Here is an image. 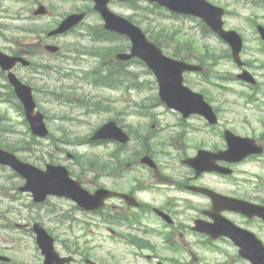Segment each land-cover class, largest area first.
I'll return each instance as SVG.
<instances>
[{
  "label": "flooded vegetation",
  "instance_id": "obj_1",
  "mask_svg": "<svg viewBox=\"0 0 264 264\" xmlns=\"http://www.w3.org/2000/svg\"><path fill=\"white\" fill-rule=\"evenodd\" d=\"M79 1L20 0L21 11L28 12L27 20H41L44 17L51 26H57L70 13L82 12L83 6L78 5ZM1 2L0 10L3 8ZM235 2L240 6L232 13L225 3L223 26L226 30L236 31L241 37L239 65L231 59V49L225 41H222L221 56L224 61L232 62L236 69L235 76L245 70L250 75L247 77L254 80L253 83L238 82L243 88L234 103L240 111L228 112L222 106L224 100H220L219 105L215 99H209L216 115L215 123L209 124L200 118L201 125L189 130L190 134L197 135L192 145L188 146L192 149L190 154L182 153L187 147L185 143H171L170 138L169 142L176 153L169 154L168 160L178 162H160L156 169L131 162L132 148L128 145L131 142L122 146L115 142L96 141L95 146L110 150L108 158L111 164L106 176H100L97 165L93 172V191L105 187L114 193L127 194L135 202L130 203L124 196L117 194L109 197L101 209L93 211L96 242L88 252L83 251L84 247L69 251L68 254L75 256L69 264H264V217L239 211L235 209L236 205L213 208L212 197L194 189H208L235 201L264 207V178H259V174H253V178L244 177L239 169L244 163L258 164L259 169L264 168V47L258 31L260 25L264 27V14L237 18V15L243 14L239 12L243 10L242 4L251 1ZM42 5L45 7L44 12L36 14ZM15 17L26 18L24 14ZM43 31L40 29L33 36ZM82 32V26L75 27L62 36L48 37V40L57 41V38L74 35L78 38L82 37ZM43 33L46 34L45 31ZM2 40L3 35L0 33V50L5 49ZM43 40V37H38V46ZM252 42L255 47L250 46ZM8 53L25 56L27 52L18 51L16 54L9 50ZM19 65L17 63L14 68ZM3 74L0 70V76L3 77ZM120 113L124 123H121L120 114L118 118L121 124L118 123L132 140L135 134L125 121L130 117V112L124 110ZM111 114L116 116L114 111ZM182 124L179 121V127L175 126L176 136ZM229 133L253 140L239 139L236 143L240 149L250 145L261 147L263 152L251 154L240 162H230L227 156L225 159L215 158L213 163L230 174L208 170L196 173L194 168L183 163L185 158L193 157L198 152L207 151L206 155H210L226 150ZM132 173L137 174V177H132ZM102 176L108 177L107 183ZM212 214H215L214 218ZM216 220L228 221L225 222L228 227L223 225L224 222L218 227L224 233L211 235L202 229L211 226ZM14 229L12 225H0V256L6 258L0 259V264H19V257L16 256L19 247L15 246L16 237L12 233ZM3 230L8 233L4 235ZM105 241L109 244L108 248L103 245ZM62 247L64 249L65 244ZM240 250L247 251L246 257L238 256Z\"/></svg>",
  "mask_w": 264,
  "mask_h": 264
},
{
  "label": "rangeland",
  "instance_id": "obj_2",
  "mask_svg": "<svg viewBox=\"0 0 264 264\" xmlns=\"http://www.w3.org/2000/svg\"><path fill=\"white\" fill-rule=\"evenodd\" d=\"M215 4H222L224 0H210ZM140 8L134 9V11L127 5L113 4L112 8L115 12L123 15L130 16L134 15L136 24L141 27L142 30H146L149 36L156 37L161 41L162 50L166 54H173V52H182L186 51V55L195 53L197 49L199 57L204 55L207 52V49L210 48L213 52L218 54L221 53L220 46L214 38H210L209 35L203 34V29L201 28V23L196 19H191L189 17H173L167 10L153 4H148L146 1L140 0L137 1ZM82 5L85 7H91V3L88 0H83ZM3 12L0 13V23L3 25L2 33L4 36L14 39L15 42L19 43L20 46H24L26 49H34V43L29 39V36L22 37L23 35H29L24 30L28 29V26L32 25L31 20H19L11 18L10 16L14 15L18 10L19 4L15 3L12 0H3ZM227 9L235 12L233 7H227ZM257 14H264L263 10H256ZM245 15V14H244ZM99 16L96 13L90 12L87 16L86 21L84 22V29L87 25H97L100 20ZM45 21V18L42 19ZM182 36V37H181ZM185 41L186 39L191 43L190 45L177 42ZM2 42L7 45L14 47V43H9L6 40ZM82 46L92 44V41L84 38L80 41ZM207 44L208 47H205ZM16 45V44H15ZM184 48H186L184 50ZM184 50V51H183ZM186 55H183L185 57ZM37 55H35V58ZM33 58V59H35ZM36 60V59H35ZM44 62H49L51 65H60L66 67L67 69H72L76 71H82L83 69L92 68L96 63L95 58L90 57L89 55L80 56L77 62H72L71 60L61 61L57 58L46 59ZM223 64L220 66L222 70L229 69L228 63L221 61ZM132 70L136 73L139 80H146L149 82L150 90H128L125 88L122 89H102L90 84H86L84 81H81V76L77 72L76 76L79 79H73L66 81L64 77L61 76L64 69L60 70L59 73L52 71L51 73H44L37 75L31 73L30 70L18 69L17 73L23 79L27 80L33 86H36L38 89L37 92L34 91L35 98L38 102V107L43 110L47 115V125L51 130L50 136L46 138H37L33 137L31 139V134L28 132V125L24 122V116L21 112L17 111L18 107H13L6 103H0V114H5L7 121L5 126L0 128V145L9 146H18L20 150L14 151V153L21 159L26 160L34 165L43 168L46 162L62 163L65 164L70 171L78 172L80 167L76 161L68 157V153L82 156L83 154L90 155L93 151L91 144L86 143V134L91 130L92 126L96 123L97 117L92 115H81L82 109L77 106H73V109L69 105H60V100L49 101L53 96L47 99L45 88L49 89H58V88H67L66 83H72L76 85L74 90H68L69 92H75L77 96H74V100L86 101L91 103L100 99L104 104V100L112 99L115 101V108L117 106L123 107V104H130L131 111H136V109L131 105L133 101H141L147 99L148 95H154L157 91L155 90V85L153 83L152 75L146 74L144 72V67L141 65H135L131 67ZM230 76V75H225ZM188 80V86H192L196 89H204L206 87L210 90L213 96H216L219 99H230L235 97L236 85L231 84L232 90L230 91H221V94L218 93V86L215 84L222 85V82L219 80H212L211 84L201 80L199 74L188 75L186 76ZM150 81L152 83H150ZM215 83V84H214ZM226 85L229 84V81H225ZM224 86V85H223ZM153 87V89H151ZM152 90V91H151ZM54 96L62 97L61 92H55ZM229 108H234L228 106ZM237 111V108H234ZM65 112H68L69 116L73 119H61L60 117L64 115ZM83 139L82 142L80 139ZM75 139L76 143H71ZM67 140L69 143H65ZM80 142V143H79ZM7 149V148H6ZM243 169L249 171L258 170L259 173L264 175V168L262 170L258 169L254 165L243 166ZM86 179H91V175H82ZM22 184V178L12 172L11 169L7 167L0 166V214H2L3 209L11 206L13 208V213H11L8 218L13 222V224H31L33 220L41 221L42 224L49 228L53 226V223L50 221L51 214L66 212L69 209L71 204L65 202V200L50 198L48 202H45L41 205H35L32 203L30 193L28 192H18L17 186ZM55 207V208H53ZM52 209V213L50 209ZM73 215L77 220L82 218V223L80 229L76 230V234L82 235L81 240L87 239L92 243L91 235V225L86 224L90 222V217L87 215H81L78 212H73ZM54 230V229H53ZM52 230V232H53ZM58 241L62 238L60 234L56 233ZM31 254H33L31 252ZM34 255V254H33ZM37 255L35 258L28 260L33 264H38ZM36 261V262H35Z\"/></svg>",
  "mask_w": 264,
  "mask_h": 264
},
{
  "label": "water",
  "instance_id": "obj_3",
  "mask_svg": "<svg viewBox=\"0 0 264 264\" xmlns=\"http://www.w3.org/2000/svg\"><path fill=\"white\" fill-rule=\"evenodd\" d=\"M108 0H96L95 8L101 12L105 21V27L126 33L131 37L132 47L131 54L143 58L146 63L155 72L159 85L160 97L169 105L175 108L186 109L189 111L199 110L202 104L201 97L191 93L187 88L182 86V72L185 70L197 69L198 67L188 65L182 62H176L164 57L161 51L152 43L148 42L140 29L133 26L128 21L109 12L106 9ZM157 1L166 5L172 11L181 13H191L201 16L216 32L221 33V21L219 10L209 5L204 0H149ZM80 16L71 17L69 20H79ZM58 29L56 32H59ZM123 58L122 54L117 55ZM15 59L0 53V64L4 69H9ZM9 80L13 84L15 93L23 103L26 118L29 121L34 134L45 135L46 130L42 123V116L39 112H34L35 104L31 96V90L28 86L20 83L13 74L9 73ZM195 96L200 103L195 104L194 99L186 102L191 96ZM202 113L204 110L202 109ZM0 163L7 164L22 175L26 182L20 188L23 191H31L35 201L44 200L47 194H63L71 196L79 201L84 208L92 207L94 203L93 197L84 194L78 185L69 179L67 172L62 167L47 166L46 170H40L36 167L21 162L11 152L0 149ZM35 230L38 237V244L46 254L45 262H50L55 255L52 246V239L45 231L35 224Z\"/></svg>",
  "mask_w": 264,
  "mask_h": 264
}]
</instances>
